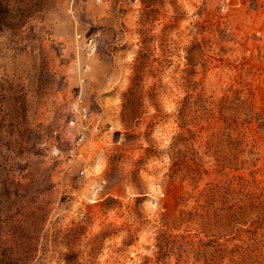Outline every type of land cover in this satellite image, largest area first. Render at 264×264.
<instances>
[{"label": "rangeland", "instance_id": "obj_1", "mask_svg": "<svg viewBox=\"0 0 264 264\" xmlns=\"http://www.w3.org/2000/svg\"><path fill=\"white\" fill-rule=\"evenodd\" d=\"M186 2L0 0V264H264V0Z\"/></svg>", "mask_w": 264, "mask_h": 264}, {"label": "clouds", "instance_id": "obj_2", "mask_svg": "<svg viewBox=\"0 0 264 264\" xmlns=\"http://www.w3.org/2000/svg\"><path fill=\"white\" fill-rule=\"evenodd\" d=\"M178 3L182 4L188 10L189 14L195 10L188 2H186V0H178ZM128 59L131 61L133 57L129 56ZM182 95V93L178 94L177 100ZM143 106L150 115H155L157 113V106L154 105L146 96L143 98ZM159 110L169 117L168 122L163 126V128H161L160 125H156L151 134V139L155 142L154 147L161 153V156L158 161H153L148 165V171H141V179L150 181L149 195H152L154 201L157 198H162L164 196L161 178L164 176V173L168 171V168L171 165V159L167 150L172 143L173 137L178 135L180 132L178 124L175 120V115L178 114V103L174 101H164L160 103ZM141 143L145 148L150 147V145L144 140H141ZM153 167L157 169V172L153 175H149V171H151ZM160 169H162V171ZM157 207V203L148 204V208L152 211H155ZM146 242L151 243L152 241L146 240ZM148 255H151V252H149Z\"/></svg>", "mask_w": 264, "mask_h": 264}, {"label": "built area", "instance_id": "obj_3", "mask_svg": "<svg viewBox=\"0 0 264 264\" xmlns=\"http://www.w3.org/2000/svg\"><path fill=\"white\" fill-rule=\"evenodd\" d=\"M84 48L88 54H93L96 51V43L93 37H88L84 40Z\"/></svg>", "mask_w": 264, "mask_h": 264}]
</instances>
